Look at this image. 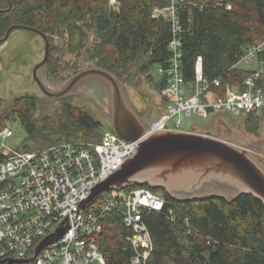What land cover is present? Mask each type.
I'll return each instance as SVG.
<instances>
[{"label": "trees", "instance_id": "1", "mask_svg": "<svg viewBox=\"0 0 264 264\" xmlns=\"http://www.w3.org/2000/svg\"><path fill=\"white\" fill-rule=\"evenodd\" d=\"M165 4V0H118L110 7L108 0H0V38L11 25L25 24L49 37L65 38L74 51L83 53L85 48L86 54L97 59V66L111 72L140 55L148 58L144 67L154 69L167 66L171 56V22L152 16L154 6ZM181 22L185 80H194L200 55L207 80L221 79L220 86L211 87L213 93L225 95L232 85L242 88L250 71L236 64L249 45L264 40V0H211L204 8L182 9ZM84 29L95 31L89 46ZM258 58L264 65V49ZM159 82L167 104L165 77L160 76ZM257 85L264 88V76ZM36 110V97L26 94L16 98L11 111L0 115V127L12 116L21 120L31 142L24 145L26 149L64 140H99L104 132L100 120L76 106L41 119L36 118ZM243 115L245 129L257 133L264 108ZM135 186L150 188L166 199L162 211L146 210L143 215L153 237V251L146 262L134 263L135 248L126 240L130 229L123 226L119 214L111 213L98 237L105 264H264L262 201L249 194L218 192L204 200L180 201L163 188L147 183ZM0 264L23 263L0 259Z\"/></svg>", "mask_w": 264, "mask_h": 264}, {"label": "built area", "instance_id": "2", "mask_svg": "<svg viewBox=\"0 0 264 264\" xmlns=\"http://www.w3.org/2000/svg\"><path fill=\"white\" fill-rule=\"evenodd\" d=\"M165 1L167 4L153 7L152 16L172 25L168 65L157 67L166 79L165 91L170 100L163 113L150 121L145 135L127 141L111 128L99 140H64L20 149L8 143L14 131L7 125L0 127V259L35 257L32 262H20L23 264H105L98 237L109 215L117 213L123 226L130 229L126 240L136 251L133 262H146L154 241L143 215L146 210L162 211L165 197L150 188L135 186L117 193L104 192L85 203L93 188L134 156L145 136L162 129L182 130L186 124L183 116L209 118L223 109L243 115L264 108V88L257 85L264 69L249 70L242 88L229 86L222 95L211 91L213 85H221V79L207 80L199 55L194 80H185L181 11L186 7L191 10L192 6L204 8L211 0ZM108 3L114 7L118 0ZM263 49L264 40L249 45L236 65L240 61H260L258 54ZM62 227L67 228L64 234L36 254L38 245Z\"/></svg>", "mask_w": 264, "mask_h": 264}, {"label": "water", "instance_id": "3", "mask_svg": "<svg viewBox=\"0 0 264 264\" xmlns=\"http://www.w3.org/2000/svg\"><path fill=\"white\" fill-rule=\"evenodd\" d=\"M26 29L39 33L44 40L43 59L35 66L33 82L52 98H61L74 90L84 89L104 105L111 117L112 129L119 137L134 141L149 129V120L141 118L124 92L119 79L111 71L91 64L70 77L61 87H50L38 71L50 59L51 41L48 34L25 24L11 25L0 42L6 41L14 29ZM219 136L195 131H154L137 145V152L107 179L97 184L85 203L112 189L149 184L163 188L173 199L180 201L204 200L216 195L211 185L228 187L236 196L252 195L264 203V166L249 153L252 137L243 128L230 129L216 117L212 124ZM223 194V193H220ZM226 195V194H225ZM231 196V195H228ZM67 228L45 238L36 254L46 245L61 237ZM26 259L5 258L2 261L32 262Z\"/></svg>", "mask_w": 264, "mask_h": 264}, {"label": "rangeland", "instance_id": "4", "mask_svg": "<svg viewBox=\"0 0 264 264\" xmlns=\"http://www.w3.org/2000/svg\"><path fill=\"white\" fill-rule=\"evenodd\" d=\"M84 30L89 37L87 43L89 46L95 41V31L93 29ZM49 38L51 41L50 61L38 73L50 87L57 89L80 70L90 67L91 64L97 65V59L86 54L85 48L81 53L82 49L74 51L63 37L50 36ZM43 56L44 40L39 33L31 30L14 29L6 41L0 42V115L11 111L17 97L30 94L37 99L35 113L37 119L59 114L66 106L72 105L100 120L103 123L104 131L111 129L110 114L96 96L90 92L84 89L74 90L66 96L56 99H52L42 92L39 85L33 82V72ZM147 61V57L140 55L121 67L113 68L112 73L121 82L124 92L138 115L150 122L163 113L166 103L159 82V70L158 68L144 67ZM238 67L246 70L264 69L263 63L257 60L240 61ZM218 114L230 124L228 128L241 127L252 137L254 143L250 146L249 153L264 166V118L260 122L259 131L251 133L245 129L244 115L234 114L227 109H223ZM211 118L213 117L206 118L195 114L189 117L183 116L186 124L182 130L218 136V130L211 125L216 117L212 121ZM7 126L14 131V135L8 139V143L12 147L23 149L25 144L31 143L28 132L19 118L14 116L8 118ZM212 188L216 190L214 192L226 195L234 194L232 189L222 188L217 184L206 189ZM117 191L112 189L111 193H117Z\"/></svg>", "mask_w": 264, "mask_h": 264}, {"label": "crops", "instance_id": "5", "mask_svg": "<svg viewBox=\"0 0 264 264\" xmlns=\"http://www.w3.org/2000/svg\"><path fill=\"white\" fill-rule=\"evenodd\" d=\"M215 117H218L221 121H222V123H225L227 126H229L230 124H228L223 118H222V116L220 115V114H216V115H214L213 116V118H215ZM213 118H211V121L213 120ZM210 121V122H211ZM210 124V123H209ZM212 125V124H211ZM215 128V127H214ZM231 129H235V128H231Z\"/></svg>", "mask_w": 264, "mask_h": 264}, {"label": "flooded vegetation", "instance_id": "6", "mask_svg": "<svg viewBox=\"0 0 264 264\" xmlns=\"http://www.w3.org/2000/svg\"><path fill=\"white\" fill-rule=\"evenodd\" d=\"M219 136V135H218ZM256 146V145H255Z\"/></svg>", "mask_w": 264, "mask_h": 264}]
</instances>
